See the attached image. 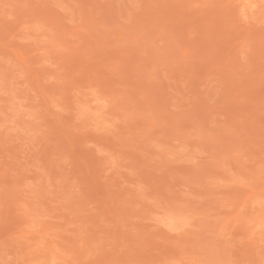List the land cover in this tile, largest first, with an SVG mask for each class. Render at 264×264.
Listing matches in <instances>:
<instances>
[{
    "label": "rangeland",
    "instance_id": "obj_1",
    "mask_svg": "<svg viewBox=\"0 0 264 264\" xmlns=\"http://www.w3.org/2000/svg\"><path fill=\"white\" fill-rule=\"evenodd\" d=\"M0 264H264V0H0Z\"/></svg>",
    "mask_w": 264,
    "mask_h": 264
}]
</instances>
